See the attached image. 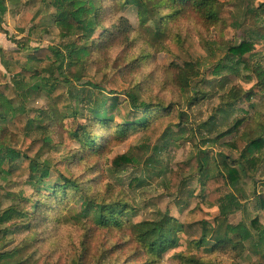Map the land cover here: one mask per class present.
<instances>
[{"label": "rangeland", "instance_id": "374dc122", "mask_svg": "<svg viewBox=\"0 0 264 264\" xmlns=\"http://www.w3.org/2000/svg\"><path fill=\"white\" fill-rule=\"evenodd\" d=\"M125 1L94 0L99 30L90 41H77L87 54L81 55L72 66V71L81 79L72 86L77 91H85L82 97L86 99L85 103L76 101L65 109L54 110L55 106L45 92L27 93L13 88L9 93L15 107L24 109L27 115L34 113L41 117V112H48L51 116L43 123L46 124L45 130L37 125L28 129L33 140L44 136L50 138L39 158L50 164V177L39 189L31 186L28 176L0 174V213L19 206L23 198H33L32 205L26 209V217L0 225V264L27 259L34 264H83L82 253L91 243L93 261L90 264L117 262L118 256L109 258L105 251L114 248L119 237L94 230V214L85 211L83 194L71 191L69 198L63 201L59 195L54 205L53 188L63 184V177L77 180L84 189L91 188L87 196L90 203L125 206L126 220L132 223L158 220L163 214L172 215L180 222L208 220L213 223L219 216V208L211 207L207 199L209 191L201 185L199 159L208 158L215 175L223 171L221 161L224 156L231 161L238 160L240 154L228 147L235 140V134L223 138L218 144L206 142L226 131V124L237 117L245 118L240 132L254 127L257 112L264 113V98L252 99L255 109L249 102H243L222 114L221 98L224 94L233 87L249 91L258 81L255 77L251 82L247 81L244 72L223 73L218 77L212 72L226 58L230 47L249 38V31L259 30L264 34V24L259 22L262 18H244L248 9L260 8L264 0H217L222 9L221 21L213 27L206 29L193 19L176 23L168 20L158 38L153 37L148 25H142L138 10L125 5ZM6 3L8 11L0 22L6 31L0 34V68L3 61L22 67L37 49L53 46L63 50L66 44L77 40L61 35V29L55 23V10L49 9L44 0H6ZM27 14L34 17V22L21 34L17 31V22ZM30 28L35 33L30 34ZM255 42L254 61L264 67V39ZM17 51L21 56L18 63L12 58V53ZM55 60L49 52L38 67H46ZM186 64H192L193 69L188 71L191 75L189 87L183 89L181 80L189 76L182 75V71L188 68ZM116 73L120 74L126 91L138 97V103L152 106L164 103L171 111L176 110L184 116L171 126V132H174L171 137L152 141L144 132L131 130L126 141L111 147L110 153L101 160L85 159L81 156L82 144L75 136L72 123L77 121V127L91 125L88 102L100 93L88 84H104ZM7 77L12 84L13 78L8 72ZM55 77H60L58 72ZM62 86L64 93L71 90L69 84L63 83ZM198 92L199 97H196ZM122 103L130 111L129 99L125 95ZM156 108L151 110L152 113L166 114ZM114 123L123 124L120 114ZM103 128L97 125L92 131L98 138L97 144L115 131V128L108 131ZM181 129L183 134L179 133ZM24 141L25 132L17 129L11 117L0 120L1 144L22 151ZM123 154L130 155L138 165L114 171L112 159ZM182 162L190 166L191 174L187 175V186L184 185L180 193L171 195L167 189L169 173L177 170ZM21 163L22 159L18 160L17 167ZM247 173L241 182L246 207L228 219L234 225L246 223L256 233L251 224L257 217L264 227V209L258 207V195L264 193V154L256 172ZM136 179L141 181L132 185ZM42 195L52 198L47 206L35 202L42 199ZM213 245L196 248L185 238H180L179 246L164 257L162 264H184L179 255L214 264H264L247 250L213 249ZM120 260L124 264L126 257Z\"/></svg>", "mask_w": 264, "mask_h": 264}, {"label": "trees", "instance_id": "16d2710c", "mask_svg": "<svg viewBox=\"0 0 264 264\" xmlns=\"http://www.w3.org/2000/svg\"><path fill=\"white\" fill-rule=\"evenodd\" d=\"M44 1L49 9L55 10V23L61 29V35L76 37L77 40L66 44L63 50L53 46L43 50L37 49L34 55L28 56L29 64H24L22 67L10 61H3V66L13 78L12 84L9 83L7 72L0 70V120L11 117L17 129L25 132L22 151L13 150L0 143V174L28 176L31 186L39 189L42 182L50 177V164L39 160L50 143V138L44 136L33 140L29 136L28 129L37 125L45 130L44 125L46 124L43 123L50 120L51 116L48 112H41V117H37L34 113L27 115L24 109L15 107L9 98V93L13 88L17 91H27V93L45 92L51 98L53 106H55L54 110L56 108L65 109L76 101L85 103L86 99L82 98L85 91L73 89L72 83L81 79L72 71V66L77 63L76 60H80L81 55L87 54L86 49L79 46L77 41H90L99 30L100 25L95 15L97 9L94 0ZM124 3L132 5L138 10L142 25H148L155 38L162 35V28L168 20L176 23L193 19L206 29L221 21L222 9L217 0H126ZM7 11L6 0H0V16L5 15ZM252 16L256 19L262 18L263 20L259 22L264 24V4L260 8L248 9L244 18ZM33 22L34 17L31 14L25 15L18 20L17 31L24 34ZM29 33H35V30L30 28ZM248 37L247 40L228 49L226 58L219 62L212 75L218 77L223 73L241 74L244 72L247 73V81L251 82L255 77L258 82L249 91L233 87L224 94L221 98L222 107L225 108H221L220 113L222 114L243 102H249L251 108L255 109L256 104L251 102L252 99L264 98V67L254 61L252 54L255 49V41L264 39V34H261L259 30H254L249 31ZM49 52L54 55L55 62L43 68L38 67ZM12 58L18 63L21 59L20 52H13ZM186 65L188 68L185 72L182 71V75L187 76L193 69V65ZM57 72L61 78L55 77ZM190 78L191 75L182 78L183 89L189 87ZM63 83L71 86V90L67 93L63 91ZM88 85L100 93L97 98L88 102L90 106L88 113L92 117L91 125L77 127V121L72 123L76 129L75 136L82 144L81 156L85 159L101 160L102 156L110 153L111 147L126 141L127 134L131 130L144 132L147 138L152 141L171 137L174 134L171 132V126L178 120H182L184 116L176 110L171 111L164 103H159L157 106L138 103V97L134 93L126 91L127 87L122 82L119 73L114 74L104 84L90 82ZM199 94L200 92L196 97H199ZM124 95L129 99L130 111L123 106ZM155 107L166 114L152 113L151 110ZM119 114L123 118V124L116 125L114 122ZM255 117L253 120L256 125L251 129L243 133L240 132L245 118L237 117L231 123L226 124L228 126L226 131L221 132L214 140L206 142L218 144L223 138L235 134V140L229 143L228 147L240 154L238 160L231 161L224 156L221 161L223 171L215 175L213 174L215 170L211 171L210 169L208 158L201 157L199 159L200 173L198 176L201 185L209 191L207 199L211 207L219 208V216L213 223L208 220L180 222L168 214H163L158 220L132 223L126 220L125 209L127 208L125 206L90 203L88 192L91 188L84 189L77 180L67 177H63L62 185L53 188L54 205L58 202L59 195L63 201L69 198L68 193L71 191L83 194L85 211L87 214H94L92 221L95 226L94 230H103L110 236L119 237V242L114 248L105 251L109 258L118 256L115 264H122L121 257H126L124 264H162L164 257L179 246L180 238H185L190 245L196 248L213 243V249L215 247H232L240 252L247 250L252 256L264 262V227L259 223L258 217L251 224V228L256 233H253L246 223L234 225L228 219L231 215L245 209L246 194L241 187L242 178L247 176L249 171L255 173L258 165L263 161L264 113L257 112ZM97 125H102L103 131L115 128V131L109 133L101 144H97L98 138L92 132ZM179 133L183 134L184 130L181 129ZM253 134L256 136L253 137ZM20 159H22V163L17 167L16 162ZM137 165L136 160L128 154L116 156L111 161V168L117 172ZM190 172V166L184 162L178 164L177 170L170 171L167 189L171 195L181 192L188 182L187 175ZM140 181V179H136L132 185ZM258 198V207L264 209V193L258 195ZM51 200L50 196L42 195V199H37L35 202L47 206ZM32 201L33 198L32 200L23 198L19 206H13L1 212L0 225L26 217V209L32 205ZM57 207L60 206L57 205ZM91 253L92 243L84 248L81 256L83 264H90L93 261L92 256L90 257ZM178 258L184 264H214L184 255H179ZM10 264L34 263L27 259Z\"/></svg>", "mask_w": 264, "mask_h": 264}, {"label": "crops", "instance_id": "0c3cea01", "mask_svg": "<svg viewBox=\"0 0 264 264\" xmlns=\"http://www.w3.org/2000/svg\"><path fill=\"white\" fill-rule=\"evenodd\" d=\"M6 6H7V3H6ZM8 8V7H7ZM7 14V13H6ZM6 14L5 15H2V16H0V22H1V19H3L4 18V16H6ZM3 32H6L5 30H3L2 28H1V26H0V34H2L3 35ZM4 51V50H3ZM0 53H1V51H0ZM2 54V53H1ZM2 62V61H1ZM1 67L2 68H0V70L1 71H3V72H5V69H4V66H3V63H1Z\"/></svg>", "mask_w": 264, "mask_h": 264}]
</instances>
